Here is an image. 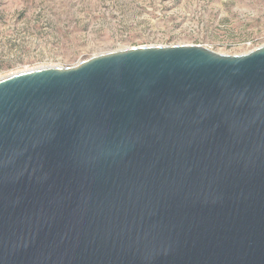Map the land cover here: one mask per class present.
<instances>
[{
  "label": "water",
  "instance_id": "water-1",
  "mask_svg": "<svg viewBox=\"0 0 264 264\" xmlns=\"http://www.w3.org/2000/svg\"><path fill=\"white\" fill-rule=\"evenodd\" d=\"M0 264H264V44L1 77Z\"/></svg>",
  "mask_w": 264,
  "mask_h": 264
},
{
  "label": "rangeland",
  "instance_id": "rangeland-1",
  "mask_svg": "<svg viewBox=\"0 0 264 264\" xmlns=\"http://www.w3.org/2000/svg\"><path fill=\"white\" fill-rule=\"evenodd\" d=\"M241 54L264 44V0H0V78L141 45Z\"/></svg>",
  "mask_w": 264,
  "mask_h": 264
},
{
  "label": "built area",
  "instance_id": "built-area-1",
  "mask_svg": "<svg viewBox=\"0 0 264 264\" xmlns=\"http://www.w3.org/2000/svg\"><path fill=\"white\" fill-rule=\"evenodd\" d=\"M251 50V49H250ZM249 51V50H248Z\"/></svg>",
  "mask_w": 264,
  "mask_h": 264
}]
</instances>
